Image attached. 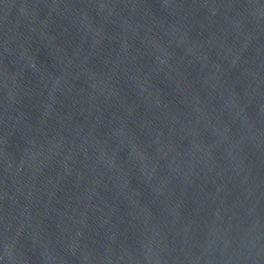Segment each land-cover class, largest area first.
<instances>
[{"label":"water","instance_id":"1","mask_svg":"<svg viewBox=\"0 0 264 264\" xmlns=\"http://www.w3.org/2000/svg\"><path fill=\"white\" fill-rule=\"evenodd\" d=\"M0 264H264V0H0Z\"/></svg>","mask_w":264,"mask_h":264}]
</instances>
